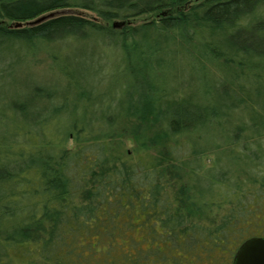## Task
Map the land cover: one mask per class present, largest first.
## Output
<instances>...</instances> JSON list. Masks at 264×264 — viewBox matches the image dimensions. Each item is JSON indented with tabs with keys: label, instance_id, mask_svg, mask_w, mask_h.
Instances as JSON below:
<instances>
[{
	"label": "trees",
	"instance_id": "obj_1",
	"mask_svg": "<svg viewBox=\"0 0 264 264\" xmlns=\"http://www.w3.org/2000/svg\"><path fill=\"white\" fill-rule=\"evenodd\" d=\"M3 60L0 264H232L264 236V0H0Z\"/></svg>",
	"mask_w": 264,
	"mask_h": 264
},
{
	"label": "rangeland",
	"instance_id": "obj_2",
	"mask_svg": "<svg viewBox=\"0 0 264 264\" xmlns=\"http://www.w3.org/2000/svg\"><path fill=\"white\" fill-rule=\"evenodd\" d=\"M66 10L68 11L66 13H75V12H79L78 14L86 13L84 10H76V9H66ZM87 13L89 14L91 12H87ZM91 15H93V14H91ZM151 15H154V14L141 15L140 17L132 20V22L133 23H139V22H141V21L149 18ZM98 48H100V49H102V48L106 49V53H108V54H110V56H112V52H111V49L110 48H108L107 46L102 45V44H96L93 41H89L87 43V45H85L82 50L91 51L92 49L95 50V49H98ZM9 58H10V56L8 57V59ZM32 63L34 65H31V69H30V73L31 74L29 73V76L31 77V82H33L34 84H36L37 82L39 84H41L40 81L37 80L38 79L37 76H39L43 72L48 71L50 69L51 60L49 59L48 55L45 52H39V53H37L35 55V59H32ZM5 65H6V62L4 60L0 62V68L6 67ZM51 67H52V65H51ZM22 70L23 69H21L18 72V74H17L19 77H22L23 74H28V73H26V72H24ZM18 84L23 85L24 83L19 82ZM19 88H20V86L18 85V88L17 89H19ZM32 111H34V109H32ZM136 123L137 122L135 120H132V119L128 118V119H125V120L122 121L121 127L122 128L123 127L124 128L131 127V126H133ZM145 131H146V128H145ZM148 131L149 132H152L154 130L151 127V128H149ZM34 142H36V140H34ZM119 143H120V145L122 147V151L127 152L129 154V156H134L136 154V153L133 152V148L135 147L136 142H135V140H134V138H133V136L131 134L130 135L123 134L122 138L119 139ZM162 145L163 144L157 145V147L155 148V150L154 149H151L148 152H154V151L160 150V148H161ZM68 146H75V145H74L73 142H69L68 143ZM114 151L116 152L117 150H114ZM203 164H204L205 167L211 165L212 164V156H210V155H204V157H203ZM260 217L262 219L260 218L261 220H259V222L256 224V226L252 228V232L254 234H258V233H263L264 232V212L262 213V215ZM10 254H11L12 258L15 260V262L17 264H24L25 262L31 260V258H32V254L29 255V256H23L22 254L18 253L15 250H11L10 251Z\"/></svg>",
	"mask_w": 264,
	"mask_h": 264
},
{
	"label": "water",
	"instance_id": "obj_3",
	"mask_svg": "<svg viewBox=\"0 0 264 264\" xmlns=\"http://www.w3.org/2000/svg\"><path fill=\"white\" fill-rule=\"evenodd\" d=\"M67 10H52L45 12L28 21V25H35ZM232 264H264V236L251 237L243 241L235 252Z\"/></svg>",
	"mask_w": 264,
	"mask_h": 264
},
{
	"label": "flooded vegetation",
	"instance_id": "obj_4",
	"mask_svg": "<svg viewBox=\"0 0 264 264\" xmlns=\"http://www.w3.org/2000/svg\"><path fill=\"white\" fill-rule=\"evenodd\" d=\"M255 237H262V236H255Z\"/></svg>",
	"mask_w": 264,
	"mask_h": 264
}]
</instances>
